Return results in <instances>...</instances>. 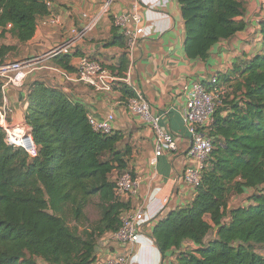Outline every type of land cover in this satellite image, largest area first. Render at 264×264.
Here are the masks:
<instances>
[{"label": "trees", "instance_id": "trees-1", "mask_svg": "<svg viewBox=\"0 0 264 264\" xmlns=\"http://www.w3.org/2000/svg\"><path fill=\"white\" fill-rule=\"evenodd\" d=\"M49 1L0 0L3 35L10 33L20 43L31 40L38 20L50 14ZM178 1L185 52L192 60H205L214 45L247 27L237 19L244 0ZM260 32L261 51L218 75L229 89L225 86L210 127L214 149L192 202L152 229L163 257L175 254L170 264H264V254L256 249L264 246V21ZM114 35L115 43L125 47L126 37ZM17 48L3 44L0 64ZM70 56L53 59L72 71ZM122 90L131 96L126 86ZM28 103L25 121L38 147L35 157L8 144L0 126V264H39V259L97 264L101 238L117 231L129 210L116 196L110 175L129 171L132 148H119L124 139L119 132L96 131L85 106L42 81L29 86ZM244 194L249 205L229 207L231 197ZM94 202L99 217L91 220L86 209Z\"/></svg>", "mask_w": 264, "mask_h": 264}, {"label": "crops", "instance_id": "crops-1", "mask_svg": "<svg viewBox=\"0 0 264 264\" xmlns=\"http://www.w3.org/2000/svg\"><path fill=\"white\" fill-rule=\"evenodd\" d=\"M262 1L244 0V13L237 19L245 20L247 27L214 45L205 60H192L186 55L185 24L178 0L137 1L145 33L130 52L127 39L125 47L115 43L114 34L120 36L122 32L115 29L113 21L116 15L131 9V0H52L50 14L38 20L35 35L26 43H20L10 33L3 35L0 27V47L3 44L18 46L4 61L36 59L67 39L81 35L70 54L72 71L58 65L53 58H40L27 69L23 87L8 86L5 89L6 100L13 109L9 116L12 124H26L29 86L39 80L64 91L97 120H106L113 115V131L124 135L119 148L125 145L132 148L128 166L139 179V191L135 196L121 199L128 203L129 209L142 205L147 221L140 241L135 244L110 240L107 243L104 238L108 235L103 236L98 246L97 264H108L109 258L123 255L128 256L126 264H170L175 259V254L163 257L152 237V229L159 219L190 204L195 196L194 190L181 180L184 168L195 164L188 154L191 135L182 116V106L186 102L184 87L225 75L261 51ZM51 16L58 17L59 22L51 23ZM89 26L90 30L83 35ZM85 55L102 61L119 79L129 77L131 86L119 80L112 91L101 93L77 81V67ZM228 85L224 87L229 89ZM124 86L131 96L134 90L144 93L153 111L162 115L160 124L176 140L177 149L165 151L158 157L156 165L151 164L156 151V133L129 110L127 103L131 96L122 90ZM119 174L115 170L110 175L111 180ZM167 196L169 200L165 202ZM214 236L213 231L207 241ZM185 246L197 248L194 244L186 243Z\"/></svg>", "mask_w": 264, "mask_h": 264}, {"label": "built area", "instance_id": "built-area-1", "mask_svg": "<svg viewBox=\"0 0 264 264\" xmlns=\"http://www.w3.org/2000/svg\"><path fill=\"white\" fill-rule=\"evenodd\" d=\"M137 1L131 0V9L116 15L113 21L114 26L121 30L126 37L129 52L136 47L139 38L145 33ZM48 6L51 9L52 0L48 2ZM260 10L264 13V0L261 2ZM50 21L56 24L59 22V18L51 16ZM88 30H90V26L83 31V35ZM80 36L78 34L67 39L36 59L9 60L0 64V80L3 82L4 95L3 102L0 104V126L5 131L6 142L12 146L24 148L31 157L37 155L38 147L27 124L15 125L9 121V116L12 114L13 109L6 100L5 89L8 86L23 87L28 74L27 69L31 68L40 58L70 55L75 49ZM76 79L101 93L112 91L119 80L131 86L129 77L119 79L102 61L88 55L80 58ZM207 83L209 86L203 82H196L191 86L184 87L186 102L182 106V116L191 135V145L188 154L195 161V164L184 168L181 173V180L192 190H196L201 184L203 172L214 149V139L209 135V131L214 122L215 112L222 104L223 95L226 91L218 76L212 77ZM127 105L132 113L141 117L156 133V151L151 161L152 165H156L158 157L163 155L165 151H175L177 149L176 140L160 124L162 115L153 111L143 92L134 90V94L128 99ZM113 119L114 116L110 115L106 120H97L92 114H89L90 124L96 131L104 134H112L114 132L112 127ZM113 182L115 183V194L120 199L125 196H135L139 191V179L130 171L121 172ZM168 200V196L164 198L165 202H168ZM121 219V227L117 231L107 233L108 236L104 238L107 243L109 240L122 244L139 242L143 225L147 221L144 207L141 205L126 210L122 214ZM108 260V264H126L128 256L111 257Z\"/></svg>", "mask_w": 264, "mask_h": 264}, {"label": "rangeland", "instance_id": "rangeland-1", "mask_svg": "<svg viewBox=\"0 0 264 264\" xmlns=\"http://www.w3.org/2000/svg\"><path fill=\"white\" fill-rule=\"evenodd\" d=\"M250 203H251V201L249 199H247V196L246 195L233 196L230 199L229 207L230 208H236V207H240V206L249 205ZM86 210H87V214H88V216L90 217L91 220H96L99 217V209L96 206V202L90 204L87 207ZM256 249H257V252L258 253L264 254V246H257ZM38 261H39V264H46L41 259H39Z\"/></svg>", "mask_w": 264, "mask_h": 264}]
</instances>
